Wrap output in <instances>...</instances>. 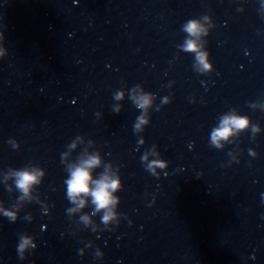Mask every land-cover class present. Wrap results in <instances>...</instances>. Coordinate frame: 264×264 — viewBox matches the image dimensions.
I'll list each match as a JSON object with an SVG mask.
<instances>
[{
	"label": "water",
	"instance_id": "obj_1",
	"mask_svg": "<svg viewBox=\"0 0 264 264\" xmlns=\"http://www.w3.org/2000/svg\"><path fill=\"white\" fill-rule=\"evenodd\" d=\"M78 1L134 122L149 119L138 133L149 163L166 164L152 171L180 263L264 264V0ZM191 19L208 35L185 32ZM233 114L249 127L217 147L212 132Z\"/></svg>",
	"mask_w": 264,
	"mask_h": 264
},
{
	"label": "clouds",
	"instance_id": "obj_2",
	"mask_svg": "<svg viewBox=\"0 0 264 264\" xmlns=\"http://www.w3.org/2000/svg\"><path fill=\"white\" fill-rule=\"evenodd\" d=\"M207 19V17H205ZM183 30L191 36H197L201 33L208 35L207 29H205L198 20H188L184 25ZM5 39L4 33L0 32V44ZM185 51H191L196 53V60L202 66V70L211 72L213 71V64L209 62V52L199 50V46L194 40H187L185 45ZM5 55L4 51H0V57ZM122 94H117L115 98H121ZM164 103L168 102V98H164ZM151 103L150 94L140 97L136 103L137 108H146ZM159 111V109H157ZM147 119L143 114L138 116L133 126L134 131H142V125L148 124ZM250 120L247 116L228 115L223 117L221 121V127L214 129L211 135L212 143L217 147H220L219 141L221 139H227L233 132V129L244 130L249 127ZM253 132L259 131L258 125L252 124ZM11 140L8 141L10 143ZM18 147V145H17ZM142 161L147 160V156L141 157ZM100 165V159L98 156H91L87 160H84L80 165L74 166L70 169V176L65 181L66 183V195L70 203L76 204L77 208H83L85 200L83 197L91 196L92 203L95 205V211L99 212L105 210L104 216L101 218L102 222L107 224L109 221L117 217V213L113 211L114 206L120 202V198L114 196L117 190L121 189V181L119 177L113 178L107 174H101L102 178L93 180L91 170L94 167ZM153 166L164 168L166 164L161 160H154L148 164L147 169L153 170ZM15 186L17 190L22 193L20 199L28 197L30 191L34 185H38L41 182V177L44 176V172L36 170H28L27 168L14 171ZM94 185V186H93ZM76 209H68L67 211H75ZM0 212H3L4 216L11 222H15L17 219V212L10 211L0 207ZM30 216V215H29ZM28 218V217H25ZM85 222L89 221L88 216L81 217ZM131 223V221H129ZM31 246L32 249L36 248V243L33 242V238L27 235H21L17 246L19 258L25 259L24 252Z\"/></svg>",
	"mask_w": 264,
	"mask_h": 264
}]
</instances>
